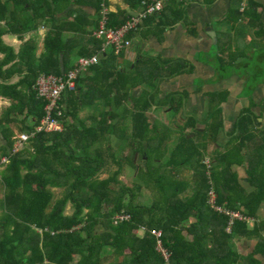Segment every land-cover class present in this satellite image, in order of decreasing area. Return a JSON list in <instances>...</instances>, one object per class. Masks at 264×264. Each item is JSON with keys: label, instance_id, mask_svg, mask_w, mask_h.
<instances>
[{"label": "trees", "instance_id": "obj_1", "mask_svg": "<svg viewBox=\"0 0 264 264\" xmlns=\"http://www.w3.org/2000/svg\"><path fill=\"white\" fill-rule=\"evenodd\" d=\"M140 1L123 0L132 11L140 9ZM206 1L208 6L215 2ZM71 3L0 0V96L10 101L0 113V264H262L264 218L258 213L264 206V100L250 99L264 84V30L258 24V6L247 0V10L240 13V3L235 4L234 23L247 18V27L255 28L257 38L247 43L241 62L235 56L241 50L228 41L224 45L223 36L216 43L217 73L222 79L233 72L247 75L244 92L250 99L227 134V146L218 150L215 145L225 130L223 106L230 93L205 95L202 130L193 117L183 125L175 123V128L161 124L152 108L170 109L176 118L189 94L177 91L160 98V84L192 74L194 65L158 55L139 57L123 67L125 49L115 53L96 35L106 0L89 2L95 17L79 12L75 22L63 21V26L56 15ZM166 9L146 18L135 33L158 15L154 28L159 33L177 23L190 24L182 3L169 1ZM106 18V27L117 28L130 17L119 21L108 13ZM79 26L78 34H64L78 31ZM41 28L42 37L37 33ZM188 32L196 34L195 29ZM5 34L31 37L17 53L4 41ZM80 41L84 43L74 55ZM96 55L98 63L80 73L75 91L64 92L58 101L56 118L63 130L36 131L45 115V100L34 90L37 78L62 77L78 68L80 58ZM16 75L19 80L11 83ZM85 112L88 115L82 118ZM21 133L32 137L14 155ZM135 157L141 158L142 166ZM2 158H8L4 166ZM243 165L251 193L244 191L233 172ZM112 166L115 170L101 179ZM123 168L132 176L131 186L118 179ZM53 190L64 194L56 202ZM211 190L217 207L241 213L253 221L252 226L235 221L228 232L229 217L209 204ZM143 191L151 192V204L139 202ZM67 205L72 206L71 215L65 214ZM116 216L128 218L114 223ZM152 231H161L168 260L158 252ZM242 236L256 240L245 257L234 243Z\"/></svg>", "mask_w": 264, "mask_h": 264}, {"label": "crops", "instance_id": "obj_2", "mask_svg": "<svg viewBox=\"0 0 264 264\" xmlns=\"http://www.w3.org/2000/svg\"><path fill=\"white\" fill-rule=\"evenodd\" d=\"M71 1L72 3L67 10H62L56 15L61 20L63 26V21L69 23L75 22L79 16V12H85L95 17V8L89 3L91 0ZM206 2V0L175 1V4H183L186 18L190 24L184 26L182 23H177L173 27L166 28L162 33H159L154 27L161 17L158 15L156 18L154 17L153 19L147 20L142 24L137 34L134 33L130 38V45L122 53L121 59L122 63H124L123 67L136 61L139 57H155L158 55L168 59H183L194 65L195 69L192 74L176 76L160 84V98L164 97L167 93L177 91H186L189 94L184 110L176 118L170 115V109H164L163 111L166 113L162 114V110L152 108V115L161 122V124L169 125V127L175 128V123L183 125L190 117H193L199 121L198 127L202 130L206 126L204 123L206 111L205 95L212 92L228 91L230 96L228 102L223 106L225 130L220 134L218 143L215 145V148L218 150H223L228 143L227 134L232 130V125L239 112L243 108L249 106L250 99L255 103H260L264 100V84L258 86L249 99L244 92V81L247 75L242 76L239 72H233L230 78L222 79L217 73L214 64L218 55V48L216 45L218 38H222L223 36L224 45L228 41L233 49L241 50L242 54L239 53L235 55L237 57V63L242 61L247 43L251 41V39L257 38L254 34L255 28L247 27V18L246 20L234 23L236 16L233 13L236 9L235 4L236 2L239 4L240 0H215V2L209 6L206 5ZM252 2L258 6L257 11L260 16L258 24L264 30V0H252ZM106 3L107 5L105 8L108 13L113 16H118L119 21H122L123 18L141 13V8L137 11H132L123 0H106ZM168 5L169 2L166 7H164L167 8V11H169ZM84 20L85 19H82L81 21L84 22ZM88 29L92 30L91 27ZM190 29H195L196 34H190L188 32ZM80 31L81 27L79 26L78 31H65L64 34H78L77 32ZM152 31H154L155 34H151ZM37 33H40V29ZM227 33L232 36V40H228L229 35ZM27 35L24 39H20L15 35L5 34L3 39L7 44L13 46L18 53L23 41L31 37L30 34ZM11 40L13 41L11 42ZM83 43V41L76 42L74 55ZM246 52L247 54L249 53V51H245V53ZM227 55L228 54H225L222 57H227ZM0 58H3V54L1 53ZM19 78L20 77L16 75L13 76L10 81L11 83H16ZM135 93L138 95L140 89L136 90ZM9 105L10 101L0 96V113ZM254 111L258 113L259 108H255ZM87 115L88 113L85 112L81 114V117L84 118ZM173 119H175V121H173ZM136 159L137 157H135V160ZM233 172L244 191L246 193H251L253 188L246 183L245 166L234 167ZM258 214L260 218H264V206L259 210ZM252 223L253 221L249 222L248 225L252 226ZM236 239L237 241L235 240L234 243L242 257H245L250 252L256 242L255 239L247 240L243 238V236L242 238ZM259 259L260 262L264 264V256Z\"/></svg>", "mask_w": 264, "mask_h": 264}, {"label": "built area", "instance_id": "obj_3", "mask_svg": "<svg viewBox=\"0 0 264 264\" xmlns=\"http://www.w3.org/2000/svg\"><path fill=\"white\" fill-rule=\"evenodd\" d=\"M169 1H179V0H141L140 8L141 13L128 18L124 24L117 28L106 27V16L108 11L105 7L101 12V20L99 27L96 31V35L103 39V45H112L115 53L128 48L130 45V39L126 38L129 33H135L141 23L148 17L159 14L162 12L164 7H166ZM247 0H240L239 12L243 13L247 9ZM99 57L93 56L91 58H80L78 61V68L69 71L66 75L62 77H56L53 75L40 76L36 80L34 90L36 95L43 100H45L44 111L45 115L40 120L39 125L35 128L36 131L44 132H60L63 130L62 124L57 120L56 117L60 116V111L58 108V101L64 92L75 91L76 80L81 72H84L91 65L98 63ZM32 136L21 133L17 136V141L13 148V154L19 153L23 150L24 146L28 143ZM8 163V158L1 159V166ZM209 164V162H208ZM216 193L211 190L209 194V204L214 208L215 211L223 213L229 217L227 231L230 232L232 225L235 221H246L251 222L252 220L243 216L239 212H230L224 208L217 207L216 203ZM127 216H116L114 223L119 220H126ZM157 240V250L163 256L164 260L169 259V254L163 250L160 242L161 231H152Z\"/></svg>", "mask_w": 264, "mask_h": 264}, {"label": "rangeland", "instance_id": "obj_4", "mask_svg": "<svg viewBox=\"0 0 264 264\" xmlns=\"http://www.w3.org/2000/svg\"><path fill=\"white\" fill-rule=\"evenodd\" d=\"M38 34H40V36H42L43 34H44V29H40V33H38ZM27 37H28V35H27ZM13 40H11V42H12ZM19 44V43H18ZM162 114H164V112H162ZM85 115V114H84ZM178 119V118H177ZM182 119V118H181ZM189 130V132H190V129H188ZM18 135H20V134H18ZM17 135V136H18ZM213 151V148L211 147L210 148V150H209V152H212ZM208 160H206L205 162H204V164L205 165H208L209 166V164H208ZM136 163H137V165H143V163H142V161H141V158H137L136 159ZM115 168L116 167H114V166H112V167H110L106 172H105V175L104 176H100V178L101 179H103V178H106L107 177V175H108V173L109 172H111V171H113V170H115ZM132 176H131V174H130V172L128 171V169L127 168H123V172H122V174H121V176L118 178L119 179V181H121L125 186H131V184H132V178H131ZM53 192H54V199H53V202H56L57 200H59V199H61L62 197H63V191L62 190H53ZM210 194V193H209ZM2 195H3V189L1 188V186H0V197H2ZM152 194H151V192H149V191H143V195H142V197H140L139 198V202H141V203H143V204H151V201H152ZM73 213V209H72V206L71 205H67L66 206V209H65V214H68V215H71ZM248 224H249V222H247ZM138 235H140V234H142L143 233V230H139L138 232Z\"/></svg>", "mask_w": 264, "mask_h": 264}]
</instances>
